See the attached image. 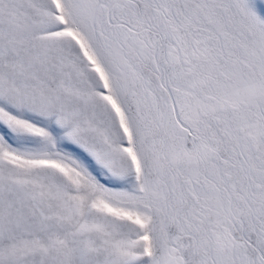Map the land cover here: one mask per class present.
Returning <instances> with one entry per match:
<instances>
[{
  "label": "snow or ice",
  "instance_id": "1",
  "mask_svg": "<svg viewBox=\"0 0 264 264\" xmlns=\"http://www.w3.org/2000/svg\"><path fill=\"white\" fill-rule=\"evenodd\" d=\"M0 264H264V0H0Z\"/></svg>",
  "mask_w": 264,
  "mask_h": 264
}]
</instances>
